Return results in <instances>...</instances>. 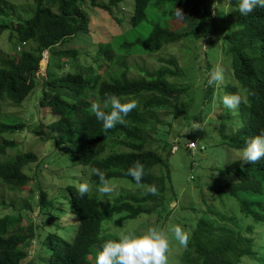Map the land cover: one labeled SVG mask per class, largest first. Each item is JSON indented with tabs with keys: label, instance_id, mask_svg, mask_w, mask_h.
<instances>
[{
	"label": "trees",
	"instance_id": "trees-1",
	"mask_svg": "<svg viewBox=\"0 0 264 264\" xmlns=\"http://www.w3.org/2000/svg\"><path fill=\"white\" fill-rule=\"evenodd\" d=\"M231 1L234 14L220 24L216 4L213 8L209 0H34L27 6L29 9L19 6L18 14L15 6L0 0V18L8 21L0 23V39L8 35L4 42L7 47L4 44V49H0V118H4L5 106H20L40 87L39 107L44 112L41 123L32 132L41 141H62L77 151L78 163L86 168L92 184L83 197L74 186L66 188L69 210L77 220L73 240L68 242L57 232L49 233L34 259L36 264H95V254L101 245L119 239L109 233L108 223L150 216L160 206L164 207L163 201L169 196L170 172L167 165H160L161 156L170 155L173 146L167 142L168 133L159 128L158 118L160 113L174 108L173 104L187 93L188 87L177 83L182 73L172 59L155 70H142L140 78L130 77L129 56L157 52L181 41L204 40L213 32L223 43L224 55L230 57L231 79H225L221 86H210L204 81L203 104L211 103L215 95L219 100L238 91L246 96V102L234 109L238 120L235 131L224 136L222 143L232 149H243L248 140L264 131V8L257 7L242 16L237 10L238 0ZM176 8L182 16L176 15ZM99 15L109 21L105 32L101 25L93 24ZM175 21L180 24L179 29L168 25ZM124 23L127 25L124 31L118 29L105 37L111 27L120 28ZM81 35L95 36L93 43L97 48L90 56V64L80 62L77 50L65 47ZM193 60L186 65L185 74L196 76L199 69H195ZM205 67L211 69L208 61ZM107 96H115L122 103L135 100L137 106L124 117V124L106 130L95 118L91 105L96 103L101 110L109 111L110 105L104 106ZM218 107L221 114L216 116L230 121L234 110L225 108L221 102ZM47 115L49 122L43 121ZM203 122L200 115L193 120L184 119L191 127ZM25 128L23 124H9L0 119V155L16 146L9 137L14 138ZM158 136L164 137L161 140ZM157 140L162 143L160 148L153 147ZM36 160L35 154L26 152L13 161L0 163V185L12 192L25 189L30 180L24 169ZM137 161L145 171L141 183L154 185L157 193L120 194L112 204L101 207L99 181L92 168L102 170L110 182L126 180L136 185L126 170ZM223 173L231 174L233 180L207 185L209 198L202 191L206 217L196 220L187 247L177 250L179 254L174 253L175 264H240L243 258L253 264H264V235L262 246L256 249L252 236L217 224L211 216L218 214L219 203L223 209L232 201L240 217L249 220L247 232H252L253 227L264 228V157L255 163L233 161ZM33 187L32 192H38L41 213L52 216L55 205L38 184ZM221 218L231 220L223 215ZM19 222V216L0 215V264H23L29 259L25 243L32 242L35 227L23 229ZM34 260L28 264H34Z\"/></svg>",
	"mask_w": 264,
	"mask_h": 264
},
{
	"label": "rangeland",
	"instance_id": "rangeland-1",
	"mask_svg": "<svg viewBox=\"0 0 264 264\" xmlns=\"http://www.w3.org/2000/svg\"><path fill=\"white\" fill-rule=\"evenodd\" d=\"M3 1L15 6L17 14L20 8L29 9L27 6L32 5L34 2V0ZM209 1L213 8L216 4V19L220 24L232 18L234 3L231 0ZM124 12L127 13L126 7ZM130 12L131 8L129 14ZM211 14L214 15L213 9ZM115 15L117 16V13ZM0 23H8V21L0 18ZM95 23L101 25L100 28L103 32H105V28L110 26L109 21L103 19L101 15L98 16L97 21L93 22V24ZM168 25L172 29L181 27L177 21ZM119 26L120 28L115 25L111 27L109 29L110 32L105 34V37L109 38L110 34L116 33L118 29L124 31L127 28L126 23ZM7 37L8 35H5L3 40L2 38L0 39V41H3L0 43V49H4ZM93 38L95 39L94 35L93 37L91 35H81L65 47L77 50L80 55V62L90 64V56H93L97 48L93 43ZM5 46L7 47L6 44ZM222 49L223 43L221 39L212 32L204 40L181 41L180 43L167 45L157 52L138 53L127 58L129 76L136 79L142 76V70H155L159 66L167 64L165 60L172 59L182 73L176 79L177 83L188 87L187 93L173 104L174 108L160 113L158 118L160 121L159 128H163V133H168L167 142L173 146L170 155L161 156L162 163L160 166L167 165L170 172L169 184L171 189L169 196L167 195L168 198L166 197L165 201H163V210L161 209L162 206H160L157 208V212L150 216L143 215L135 220H126L120 224H116L113 220L107 225L109 233L118 237L120 233L129 230L139 235L146 231L148 227L162 229L169 238V249L166 254L168 264H175L174 253L177 250L179 252L181 248L172 238L168 229L178 225L189 236L196 220L200 217H206L203 213L206 207L202 201V191L209 198L211 193L208 194L207 185L209 187L212 184L220 185L224 182L232 181L233 176L223 173V170L229 163L241 159L240 153L242 149H232L222 143L224 136L232 135L236 129L238 122L234 115L236 111L234 110L233 114L231 113L230 121L219 119L216 116L217 113L221 114V109L218 107L221 102L219 97L217 95L213 96L212 102L207 105L203 104L202 100L203 83L207 80L214 66L220 65L224 68V80L229 81L231 79L230 57L225 56ZM192 58H194L192 64L196 66L195 69H199L196 76L191 73V75L185 74L187 71L186 65ZM206 61L211 66L210 70L205 67ZM224 80L218 85L214 84V86L223 85ZM170 81H174L173 78ZM40 97L41 88L38 87L20 106H5L4 118L3 116L0 118L9 124L20 123L26 127L23 131L17 133L14 138L9 137L10 140L12 139L16 142V146L10 147L6 155H0V163L13 161L18 154L26 152H32L37 157L36 162L28 164L24 169L30 180L25 189L20 192H12L0 185L1 217L16 215L20 217L18 226L23 229L30 225L35 227V236L32 242L25 243L27 244L29 259L23 264H28L30 260L36 258L42 242L45 241V237L49 233L57 232L68 242L73 240L77 220L69 210L67 203L69 193L66 188L74 186L77 189L81 182H87L90 189L92 186L86 168L78 163L79 154L77 151L66 147L62 141L54 139L47 142L41 141L32 132V129L41 123V116L44 112L39 107ZM199 115L204 117L203 123L195 124L192 127L191 124L188 126L187 123H184V119L193 120V117ZM43 121L49 122L50 117L48 115L45 116ZM181 127L183 128L179 130ZM177 134H179L178 139H176ZM162 137L164 136H158L160 139ZM192 142L195 144L196 149H190L189 145ZM161 146L162 143L158 140L153 145L154 148H160ZM158 152L164 155V151L159 149ZM156 172L158 174L160 171L157 170ZM111 183L117 189L113 195L102 198L98 193L99 203L103 208L112 204L114 199L120 194L138 196L147 194L143 188L132 185L126 180H113ZM35 184H38L47 193V199L55 205V212L52 216L42 214L44 212L41 213L37 203L38 192L36 194L32 192L34 189L32 186ZM169 197L171 200H169ZM219 204H216L218 206L216 207L218 214L211 215L214 217L215 222L252 236L255 239V248L259 249L262 246L261 240L264 235L263 226L253 227L252 232H247L246 227L249 220L240 217L236 204L228 201L227 207H223V209L220 206L221 204ZM220 215L231 220L220 219ZM56 227H59V229ZM34 264H36V261ZM240 264H253V262L248 258H243Z\"/></svg>",
	"mask_w": 264,
	"mask_h": 264
},
{
	"label": "clouds",
	"instance_id": "clouds-1",
	"mask_svg": "<svg viewBox=\"0 0 264 264\" xmlns=\"http://www.w3.org/2000/svg\"><path fill=\"white\" fill-rule=\"evenodd\" d=\"M264 8V0H238L237 10L242 16H247L255 8ZM176 15L182 16L180 9L176 8ZM224 80V68L220 65L213 67L207 78L208 85H218ZM246 91V90H245ZM242 102H246V96L241 92L227 94L221 97L222 105L227 109H236ZM109 111L93 103L91 111L95 118L102 123L104 129H111L117 124H124V117L137 106L135 100L122 103L115 96H107L104 106ZM244 163H255L264 157V131L252 137L240 153ZM92 173L98 177L99 186L97 192L100 196L110 197L117 189L116 186L105 178V174L98 168H92ZM137 187L143 188L145 193L156 194L157 188L154 185H143L142 177L145 175L144 167L140 162L126 170ZM89 191V184L81 182L78 185L77 193L83 197ZM172 238L181 246L187 247L189 236L178 225L168 229ZM169 249V238L165 231L158 227H148L146 231L135 234L131 230L122 232L118 240L105 241L95 254V264H168L166 253Z\"/></svg>",
	"mask_w": 264,
	"mask_h": 264
},
{
	"label": "built area",
	"instance_id": "built-area-1",
	"mask_svg": "<svg viewBox=\"0 0 264 264\" xmlns=\"http://www.w3.org/2000/svg\"><path fill=\"white\" fill-rule=\"evenodd\" d=\"M189 147H190L191 149H194V148H195L194 144H190Z\"/></svg>",
	"mask_w": 264,
	"mask_h": 264
}]
</instances>
